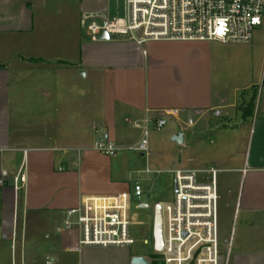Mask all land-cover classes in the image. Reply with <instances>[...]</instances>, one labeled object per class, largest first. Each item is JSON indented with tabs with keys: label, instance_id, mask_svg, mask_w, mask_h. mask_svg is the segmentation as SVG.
I'll list each match as a JSON object with an SVG mask.
<instances>
[{
	"label": "crops",
	"instance_id": "obj_1",
	"mask_svg": "<svg viewBox=\"0 0 264 264\" xmlns=\"http://www.w3.org/2000/svg\"><path fill=\"white\" fill-rule=\"evenodd\" d=\"M97 18H110L108 0H0V264H131L136 254L58 229L84 195L129 193L123 153L95 150L101 133L126 147L169 109L160 140L189 151L179 168H216L237 217L228 264H264V84H233L223 43L93 41Z\"/></svg>",
	"mask_w": 264,
	"mask_h": 264
},
{
	"label": "built area",
	"instance_id": "obj_2",
	"mask_svg": "<svg viewBox=\"0 0 264 264\" xmlns=\"http://www.w3.org/2000/svg\"><path fill=\"white\" fill-rule=\"evenodd\" d=\"M262 26L264 0H126L124 17L106 18L101 23L92 20L87 29L93 41L107 33L128 36L139 44L146 40L227 44L252 42L254 32ZM177 112L169 109L155 120L147 119L140 140L126 147L117 146L108 132H102L95 150L112 157L128 151L148 157L150 129H162ZM145 171L153 172L149 167ZM172 173L174 196L162 204L164 244L155 252L157 259L164 264H221L218 170L178 168ZM24 181L25 176L18 174L15 188ZM135 193H142L140 184ZM135 225L130 193L84 195L58 232L78 230L80 246H130L136 243ZM230 252L231 242L224 264H228Z\"/></svg>",
	"mask_w": 264,
	"mask_h": 264
},
{
	"label": "rangeland",
	"instance_id": "obj_3",
	"mask_svg": "<svg viewBox=\"0 0 264 264\" xmlns=\"http://www.w3.org/2000/svg\"><path fill=\"white\" fill-rule=\"evenodd\" d=\"M109 17H124L126 0H108ZM101 23V19L97 18ZM91 22V20L89 21ZM88 22V23H89ZM226 56L224 63L225 76L241 87H248L258 84L255 88L262 90L264 84V26L257 29L253 34V41L250 43H227L220 45ZM254 89H251L244 97L241 104L242 108L252 103ZM173 125L172 120H168L166 125L160 130L150 129L151 150L148 156H142L135 151L123 153L122 171L126 173L129 182L131 196V208L135 217L136 225L132 227L136 243L130 246H111L113 254L120 255L118 248L125 249L130 253L142 255L151 262H155L156 253L154 250L153 238V214L150 208L139 207L148 203L152 206L170 201L174 196V173L172 170L182 167L179 158L185 159L189 156V151L181 148H170L159 138V134ZM158 139H157V137ZM142 156V157H140ZM142 158V159H141ZM147 162L152 170H160L161 173H147ZM196 165V164H195ZM189 167V166H188ZM138 177V178H136ZM140 180L143 186L140 195L135 193V180ZM219 241L223 254L221 264H224V255L227 252L229 243L231 246L232 227L237 223L234 211L226 205L223 195L219 199ZM111 253V255L113 256ZM158 260V259H157ZM160 264V262H159ZM164 264V262H163Z\"/></svg>",
	"mask_w": 264,
	"mask_h": 264
},
{
	"label": "water",
	"instance_id": "obj_4",
	"mask_svg": "<svg viewBox=\"0 0 264 264\" xmlns=\"http://www.w3.org/2000/svg\"><path fill=\"white\" fill-rule=\"evenodd\" d=\"M141 34L139 33L138 36ZM117 37L114 35H109L107 33H103L100 36V40H114ZM173 140L177 143L183 142V134L178 133L173 137ZM140 207L142 208H150L151 205L148 203L142 204ZM154 220H153V238H154V250L155 252H160L163 248L164 244V237H163V210H162V204L158 203L155 204V210H154ZM131 264H152V262L142 256V255H136L132 257Z\"/></svg>",
	"mask_w": 264,
	"mask_h": 264
},
{
	"label": "trees",
	"instance_id": "obj_5",
	"mask_svg": "<svg viewBox=\"0 0 264 264\" xmlns=\"http://www.w3.org/2000/svg\"><path fill=\"white\" fill-rule=\"evenodd\" d=\"M255 97H256V94H254V96H253V99H255ZM252 99V100H253ZM251 105H252V103L250 104V105H247V107L246 108H244V115L246 116L247 114H249V113H251ZM156 260H155V262H152V264H159V262H160V264H163V262H161V261H159V260H157V258H158V255L156 254Z\"/></svg>",
	"mask_w": 264,
	"mask_h": 264
},
{
	"label": "flooded vegetation",
	"instance_id": "obj_6",
	"mask_svg": "<svg viewBox=\"0 0 264 264\" xmlns=\"http://www.w3.org/2000/svg\"><path fill=\"white\" fill-rule=\"evenodd\" d=\"M150 209L152 210V214H153V220H154V210H155V205L154 206H152V207H150ZM162 210H163V208H162Z\"/></svg>",
	"mask_w": 264,
	"mask_h": 264
}]
</instances>
